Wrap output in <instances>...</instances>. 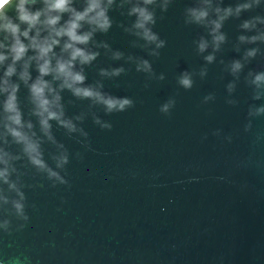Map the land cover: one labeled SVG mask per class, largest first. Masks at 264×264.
<instances>
[{"label":"water","instance_id":"obj_1","mask_svg":"<svg viewBox=\"0 0 264 264\" xmlns=\"http://www.w3.org/2000/svg\"><path fill=\"white\" fill-rule=\"evenodd\" d=\"M190 2L174 0L167 12L157 10L154 30L167 42L159 57L132 48L133 38L115 25L101 37L149 59L156 76L165 78L149 79L131 65L106 81L109 91L135 105L111 115L101 110L110 130L89 118L90 146L56 132L72 153L69 183L53 187L43 177L29 179L36 185L25 189L29 219L12 216V231L0 230V264H264V116L251 118L245 130L249 105L264 101L251 99L243 77L227 92L232 77L219 61L238 55L230 45L192 89L179 87L182 70L205 63L193 44L202 29L183 23ZM235 23L225 26L231 39ZM258 65L264 60L249 67ZM93 75L90 69L89 79ZM209 94L214 99L205 102ZM170 97L176 104L162 113Z\"/></svg>","mask_w":264,"mask_h":264},{"label":"clouds","instance_id":"obj_2","mask_svg":"<svg viewBox=\"0 0 264 264\" xmlns=\"http://www.w3.org/2000/svg\"><path fill=\"white\" fill-rule=\"evenodd\" d=\"M173 3L0 0V214L8 216L0 220V230L12 231V216L28 221L25 189L36 187L29 179L43 177L53 187L69 183L66 166L72 153L58 138V130L90 146L89 132L84 127L89 118L100 128L110 130L113 125L103 119L101 110L111 115L134 107L131 97L113 94L106 81H115L131 71V65L149 79L165 78L163 73L156 76L149 59L114 48L101 37H106L115 25L133 38L132 48L159 57L167 42L154 30L157 10L165 13ZM113 12L125 19L117 20ZM229 21H238L234 39L225 31ZM183 23L202 29L193 44L205 63L198 70H182L176 78L179 87L192 89L196 77H206L208 65L215 63L218 53L230 45L238 55L219 61L232 77L227 92L234 93L243 77L251 99L264 101V65L249 67L257 58L264 60V0H191L183 9ZM102 56L124 63L105 65L100 61ZM90 69L94 72L92 79ZM213 99V94L204 98L205 102ZM227 102L238 103L235 99ZM175 104V97H170L160 111L170 114ZM247 115L246 131L252 128L251 118L264 116V103L250 104ZM76 157L83 158L80 152Z\"/></svg>","mask_w":264,"mask_h":264}]
</instances>
